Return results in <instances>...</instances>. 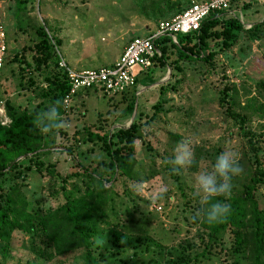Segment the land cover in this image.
Instances as JSON below:
<instances>
[{"label": "rangeland", "instance_id": "rangeland-1", "mask_svg": "<svg viewBox=\"0 0 264 264\" xmlns=\"http://www.w3.org/2000/svg\"><path fill=\"white\" fill-rule=\"evenodd\" d=\"M80 1L83 0H55L56 5L60 7L57 10L60 13H48L49 18L47 13H33L32 23L41 26L54 46L58 44L53 33L54 28L57 26L63 31L64 26L69 25L68 31H71L70 22L74 20L71 11L78 7V11L82 10L80 8L83 5ZM87 1L90 17L96 16V13L118 11L120 8L130 12L136 4L134 0ZM194 1L196 0H186L180 9L170 12H179ZM30 2L35 8L36 5L37 7L40 5L41 0H30ZM149 2L150 0H141L143 12L151 9ZM71 3H76V6H71ZM233 5L237 4L231 3L230 6ZM160 7L161 13H169L165 2ZM242 12L246 13L244 9ZM155 13H157L156 9ZM164 18L153 19L150 27L155 28L156 23ZM28 22L31 21L28 19ZM30 32L27 35L29 37ZM139 35L143 34L134 36ZM9 38L6 37L7 41ZM28 42L30 44V41H26ZM164 45L170 50L166 59V63L170 64L171 59L175 58V51L169 41H165ZM174 63L177 69L171 68V70L166 64L160 65L155 62L151 65L150 71L147 72L148 69L143 71L145 74L150 72L152 79L157 83L154 82L143 88L145 90L143 94L137 93L138 110L141 112L140 122L154 112L150 106L158 98L157 84L168 81L169 84H174V87L168 88V91L162 95L161 108L154 112L151 120L139 126L143 139L134 140V174L137 179L130 180L123 175L114 174L113 179L107 184L113 189L114 205L121 209L127 206L135 218L139 220L143 218L146 223L150 240L145 241L142 236H127L124 248H119L116 254L135 262L152 255L163 261L175 260L181 247L190 246L187 249L190 253L198 251L202 246L199 239L203 233L194 222L196 203L199 201L192 194L193 174L209 168L216 157L226 149L238 154L243 172L245 165L241 159L244 154L251 156V150L242 132L250 130L264 133V89L259 87V81L264 80V24L257 26L254 32L242 28L236 43L229 49L224 48L217 52L210 63L201 59L190 61L179 59ZM18 66L15 69L17 71L20 70ZM92 67L96 65H86L85 68ZM142 76L141 72L136 79L141 80ZM39 83V77L32 76V93L36 97L42 89ZM225 86L229 88L232 100L229 110L234 114L232 116L227 112V105L220 104L218 100L220 90ZM17 88L19 89V86ZM134 98L135 92L131 87L111 96L103 94L98 89H91L70 101L67 112L62 114L66 126L53 133L51 152L42 156L44 161L54 165L61 178H66L65 186L68 190L81 192L84 187L79 177L66 176L69 171L80 172V168L87 165L96 167V163L103 159L102 150L91 142L93 140L87 138V131H106L116 125H127L130 115L125 113V106ZM28 104L31 106V99ZM138 110H135V114ZM241 117L242 121L239 119ZM184 139L192 141L195 160L192 167L174 172L173 166L165 164L164 161L174 157L175 146ZM258 154L264 164V149ZM16 182L27 189L28 196H33L32 198L45 206L53 207L62 200L59 194L57 198L49 195L46 185L53 188L59 183L50 180L45 172L38 174L27 171L23 176L18 177ZM56 189L59 192L60 189ZM258 198L260 204L264 206L263 187L258 188ZM185 202L188 204L185 205ZM111 234L112 230L106 231L105 236L110 237ZM24 240L25 238L23 237L22 240L21 234L16 232L10 250V254L18 257L22 264L33 259L24 246ZM157 242L161 244V248L154 245ZM110 243L108 241L107 245L109 246ZM145 244L150 247L148 251L144 250ZM222 251L201 264H229L228 261L221 262V258L224 257ZM35 264L43 263L36 261Z\"/></svg>", "mask_w": 264, "mask_h": 264}, {"label": "trees", "instance_id": "trees-1", "mask_svg": "<svg viewBox=\"0 0 264 264\" xmlns=\"http://www.w3.org/2000/svg\"><path fill=\"white\" fill-rule=\"evenodd\" d=\"M168 1L150 0L149 6L161 13L160 5L165 2L169 11L172 3ZM21 3L18 1V5ZM175 4L174 2L173 6ZM220 13L208 14L201 20L196 31L175 34V43L168 36L156 38L154 45L157 53L152 57L151 65L156 62L160 65L166 64L170 69H177L174 62L179 59H201L210 63L217 52L231 48L243 27L237 17H222ZM261 24H264V20L248 29L254 32ZM32 30L36 38L33 43V60L36 63L42 60L44 63L55 53L53 43L41 26H33ZM165 41H169L175 51V58L170 62L173 65L166 63L170 50L164 45ZM39 54H43L42 57H37ZM151 65L146 68L147 72ZM47 81V86L40 89L38 94L41 100L29 110L16 108L5 101L10 122L6 126H0V264H22L18 257L10 254L11 242L16 232L21 234L22 240L25 238L24 246L33 257L26 264H35L36 261L43 264H201L217 252L220 253V250H223L224 256L221 262L264 264V206L258 198V188H264V164L258 154L264 149V133L250 130L242 132L251 156L244 154L241 159L245 170L239 176L233 177L234 187L230 198L227 201L223 196L216 198L231 204V213L227 219L210 225L202 217L194 215V222L203 233L199 239L201 248L190 253L187 250L190 246L181 247L175 260L163 261L152 255L135 262L116 254L119 248H124L127 236H142L145 241L150 240L146 223L143 218H135L127 206L122 209L116 207L113 203V189L107 184L114 174L123 175L130 180L137 179L134 174V140L143 137L136 135V131L140 130V125L147 124L154 112L161 108L162 95L168 88L172 89L174 84H169L168 81L157 84L158 98L150 106L154 112L143 122H140L137 94L125 106V113L131 115L136 99L138 112L127 125H116L106 131H87V138L93 140L91 142L102 150L103 159L96 163L98 169L87 165L81 167L80 172H68V178L79 177L82 180L84 187L79 192L68 190L65 186L66 178L59 176L51 162L42 159V156L51 152L54 138L53 133L41 134L34 126V115L56 101L61 102L67 90L63 73ZM154 82L156 81L149 72L143 80L134 78L132 87L137 92L141 86ZM259 87L264 89V80L259 81ZM218 100L220 104L227 105L229 115H234L229 111L232 100L227 86L220 90ZM60 114H63L62 107ZM239 119L243 120L242 117ZM146 148L149 150L148 146ZM18 157L21 158L17 159ZM27 171L38 174L45 172L50 180H56L59 183L57 187H46L51 197L57 198L59 194L62 200L52 207L43 205L31 195L28 196L27 189L16 182ZM56 188L60 189L59 192ZM199 208L200 204L196 203L197 211ZM121 214L124 216L121 217ZM111 230L114 240L111 235L105 236L106 231ZM108 241L111 242L109 246ZM154 245L162 247L159 242ZM149 249L145 244L144 250Z\"/></svg>", "mask_w": 264, "mask_h": 264}, {"label": "crops", "instance_id": "crops-1", "mask_svg": "<svg viewBox=\"0 0 264 264\" xmlns=\"http://www.w3.org/2000/svg\"><path fill=\"white\" fill-rule=\"evenodd\" d=\"M18 1L23 4L18 5ZM185 1L169 0L168 2L172 3L171 11L180 9ZM174 2L175 6H173ZM80 3L83 5L80 8L81 11H78L79 7L78 9L73 8L71 11L73 14L71 17L74 19L70 22L71 31H68L69 25L68 27L64 26L63 31L56 26L53 31L58 43L54 45L55 49L58 50L68 66L77 70L84 69L86 65L90 64L100 66L112 63L134 35L143 34L139 36H145L154 30L150 27L153 19L160 17L168 19L177 13H171L170 10L169 13H155L154 9H147L146 12H143L141 0H134L136 4L130 12L120 8L118 11L96 13V16L90 17L88 1L86 0L84 3L83 0ZM232 3L237 5L230 6L228 11L220 13L222 17H237L243 28H249L264 20V0H246L242 3L232 1ZM71 6H76V3H71ZM58 9L60 7L56 5L55 0H41L40 5L38 7L36 5L35 8L31 5L30 0H0V16L5 36L10 37L8 41L6 39V58L0 75V91L5 101L11 106L31 109L37 101L41 100L40 97H36L32 93V76H38L39 85L41 84V88H45L48 84L47 80L53 79L59 74L55 67L57 59L55 53L44 63L42 60L40 63L34 62L33 43L36 38L32 30L33 26H37L32 23L33 13H47L49 18L48 13H60L57 11ZM243 9L246 13L242 12ZM37 10L38 12H36ZM28 19L31 22H28ZM28 32H30V37L27 36ZM26 41H30V44ZM42 55L39 54L37 57H42ZM16 66L20 67V70H15ZM136 70L137 68H134V71ZM144 70L146 69L136 73L135 78L142 72L141 80H143L144 76L148 74H145ZM146 87L148 85L141 86L135 95L143 94L145 92L143 88ZM87 90L91 89L79 90L72 99L82 96ZM30 99L31 106L28 104Z\"/></svg>", "mask_w": 264, "mask_h": 264}, {"label": "built area", "instance_id": "built-area-1", "mask_svg": "<svg viewBox=\"0 0 264 264\" xmlns=\"http://www.w3.org/2000/svg\"><path fill=\"white\" fill-rule=\"evenodd\" d=\"M232 1L246 0H196L168 19L159 20L154 30L145 36H133L123 47L120 55L110 64L92 68L74 69L68 66L58 50L56 69L64 74L67 90L61 99L65 114L73 96L82 89H98L107 96L121 93L134 85L136 73L151 65L157 49L154 40L168 36L175 43V34L196 31L200 22L210 13L226 12ZM261 1V0H255ZM7 42L2 20L0 19V75L6 58ZM134 68H137L134 71ZM10 118L5 108V98L0 91V126H6ZM159 208V207H157Z\"/></svg>", "mask_w": 264, "mask_h": 264}, {"label": "clouds", "instance_id": "clouds-1", "mask_svg": "<svg viewBox=\"0 0 264 264\" xmlns=\"http://www.w3.org/2000/svg\"><path fill=\"white\" fill-rule=\"evenodd\" d=\"M61 102L56 101L45 110L36 112L34 126L41 134L55 133L66 126V121L60 114ZM195 154L190 139H184L177 143L174 149V157L164 161L171 164L172 171L192 167ZM242 167L239 156L235 151L225 150L221 152L209 168L201 169L193 174V196L198 198L200 208L196 216L202 217L208 224L220 223L231 213V204L222 202L217 197L223 196L227 201L233 188V177L239 176Z\"/></svg>", "mask_w": 264, "mask_h": 264}, {"label": "water", "instance_id": "water-1", "mask_svg": "<svg viewBox=\"0 0 264 264\" xmlns=\"http://www.w3.org/2000/svg\"><path fill=\"white\" fill-rule=\"evenodd\" d=\"M135 110H136V99L134 100V105H133V109H132V112H131V115H130V119H129V122L133 119L134 117V114H135ZM136 135H141V132L139 130L136 131ZM21 157H18L17 159H19Z\"/></svg>", "mask_w": 264, "mask_h": 264}]
</instances>
